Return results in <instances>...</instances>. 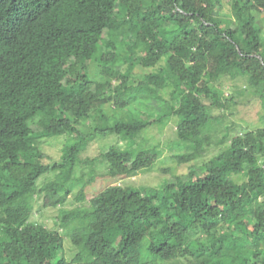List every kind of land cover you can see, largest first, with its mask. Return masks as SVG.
<instances>
[{
    "label": "trees",
    "instance_id": "trees-1",
    "mask_svg": "<svg viewBox=\"0 0 264 264\" xmlns=\"http://www.w3.org/2000/svg\"><path fill=\"white\" fill-rule=\"evenodd\" d=\"M145 56L161 64L135 85ZM90 63L108 81L91 82ZM244 92L264 110V0H0V264H264V127L222 128ZM170 121L187 144L179 164L221 151L157 188L110 185L86 199L90 183L73 173L92 136L115 138L101 155L109 177L129 178L163 151L122 142ZM63 135L75 140L58 162L25 160ZM34 199L75 206L48 229L31 221Z\"/></svg>",
    "mask_w": 264,
    "mask_h": 264
},
{
    "label": "rangeland",
    "instance_id": "rangeland-1",
    "mask_svg": "<svg viewBox=\"0 0 264 264\" xmlns=\"http://www.w3.org/2000/svg\"><path fill=\"white\" fill-rule=\"evenodd\" d=\"M114 40H116L113 37ZM108 42L109 39L106 38ZM116 43V42H115ZM138 62V61H136ZM161 64L159 59L153 61L152 58L145 56L140 64H137L131 75V82L135 85L143 79L147 73L154 72L156 67ZM89 71L87 72L91 82L104 83L108 81L99 76L97 67L94 63H90ZM127 65L122 68L125 72ZM152 85H157V80L150 79ZM230 84L226 85L227 89ZM244 85L239 84L240 88ZM234 88L226 90V96L231 92H235ZM235 104L222 110V128H226L229 137L244 133L246 131L256 130L264 127V110L261 107L260 101L252 94L244 92L242 96L234 99ZM106 112L110 114L112 111L111 106H107ZM104 127V122L97 123V130ZM147 130L142 135H137L135 138L122 142V147L129 146L135 148L146 144H159L163 155L156 161L152 167L140 170L129 178H115L109 177V170L106 161L101 153L106 151L110 145L115 141L114 137L99 138L92 136L90 142L86 144L85 150L78 155L79 164L76 166L73 173V179L78 183H90L86 188V199L89 201L100 191L110 185L131 186L136 188H157L165 180L174 176H185L194 169L205 164L211 157L221 151V148L210 149L202 161L198 163H183L179 164L174 159V156L181 154L185 151L186 143H181L176 138L175 124L170 121L164 126L155 125L147 126ZM82 132L89 131L88 127L79 126ZM34 130H40L37 125ZM75 138L72 135L54 136L50 138L41 139L37 148L28 147L25 153V160L33 162L36 165L46 166L53 162H58L61 157V149L65 144L73 142ZM82 161V162H80ZM54 179V173L44 174L36 183L41 185ZM40 203L37 201L34 204V213L31 221L41 224L49 229H58L57 219L60 209H70L75 205L72 199H69L63 206L56 208L42 209L39 207ZM64 255L68 259L71 252V244L69 239L64 238Z\"/></svg>",
    "mask_w": 264,
    "mask_h": 264
},
{
    "label": "clouds",
    "instance_id": "clouds-1",
    "mask_svg": "<svg viewBox=\"0 0 264 264\" xmlns=\"http://www.w3.org/2000/svg\"><path fill=\"white\" fill-rule=\"evenodd\" d=\"M30 163H33V162H30ZM34 165H36L35 163H33ZM52 164V163H51ZM48 165H50V164H48ZM48 165H46V166H42V167H47ZM38 166H41V165H38ZM51 173V172H50ZM47 174H49V173H47ZM46 174V175H47ZM43 176V175H42ZM134 176V175H133ZM132 177V176H131ZM55 178V177H54ZM51 181V180H50ZM49 181V182H50ZM45 183V182H44ZM44 183H42L41 185H43ZM48 183V182H47ZM36 185H38V186H41V185H39V184H37L36 183ZM37 201V203H40V201L39 200H37V199H34L33 201H32V204H33V209H34V204H35V202ZM61 206H63V205H61ZM61 206H58V207H61ZM39 207L40 208H42V209H47V208H43L42 206H41V203L39 204ZM56 208V207H55ZM60 210H62V209H60ZM33 213H34V210H33V212H32V215H33ZM59 213H60V211H59ZM32 218V217H31ZM37 224V223H36ZM38 225H41V224H38ZM43 226V225H42ZM43 227H45V226H43ZM47 228V227H46ZM49 229V228H48Z\"/></svg>",
    "mask_w": 264,
    "mask_h": 264
}]
</instances>
